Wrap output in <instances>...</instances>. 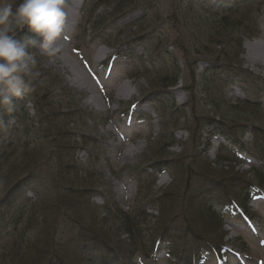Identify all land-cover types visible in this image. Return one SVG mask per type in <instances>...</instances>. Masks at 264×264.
<instances>
[{
    "label": "rangeland",
    "instance_id": "obj_1",
    "mask_svg": "<svg viewBox=\"0 0 264 264\" xmlns=\"http://www.w3.org/2000/svg\"><path fill=\"white\" fill-rule=\"evenodd\" d=\"M70 1L0 0V138L3 137L0 152L5 143L14 142L0 157V201L3 194L6 196L18 182H26L33 172L38 171L36 176L44 183L43 189L38 190V206L33 209L28 225L16 229L21 233L20 240L7 256L0 257V264L37 261L42 249L48 243L52 245L51 237L59 228V235L64 238L76 233L71 221L88 224L93 218L107 222L104 225L112 232L113 243L115 235L121 232L120 226L111 216L103 218L100 197L86 200L87 184L104 187V191L114 194L118 210L123 214H139L137 225L141 238L146 241L147 249L142 253L148 254L147 259L154 239L150 233L155 237L167 228L173 236L172 228L177 232L184 228L214 245L220 243V237L219 245L235 253L223 264H264L262 200L248 206L258 213L255 231L231 212L220 222L222 225H216L221 230L210 237L201 228L208 224L202 221L206 210L201 197H193L190 205L183 204L187 199L184 188L190 187L191 181L192 186L196 184L200 177L228 187L239 204L245 198L243 189L257 191L258 186L264 192V183L259 184L249 174L260 167L252 156L242 155L245 161L241 162L223 152L219 155L224 158L222 167L217 168L222 171H216L213 162L217 157L212 149L222 139L213 137L207 151L203 146L207 123L219 121L233 134L247 131L234 140L251 148L253 138L248 131L257 125V119L264 128V60L259 58L263 57V51L254 49L259 46L264 49V0H223V6L233 3L239 6L230 18L229 29L217 27L219 19L205 13L199 5L202 0H83L73 12V20L66 22L64 12L71 8ZM217 4L213 1L210 5L215 8ZM43 34L58 39L59 46L45 43L40 39ZM100 34L107 36L104 40L109 43L96 40ZM209 41L217 45L210 46ZM102 50L104 57L100 54ZM160 58L164 59L159 61ZM226 59L232 63L224 62ZM63 61L79 72L84 80L83 88L70 83V68L65 69ZM206 61L221 65L214 72H221L224 77L233 74L238 79L229 88H220L219 83L212 87L207 75L203 78ZM175 62L180 70L179 82L168 94L156 85L159 78L170 72L163 73L161 67L171 70ZM204 80L220 98L219 109L210 106L201 94L202 84L208 87ZM23 87L32 90L33 98L40 105L39 111L29 107L32 115L29 114L30 121L25 123L24 137L9 123L3 125L12 107V96L16 95L10 91ZM91 99L97 104L88 106ZM244 99L248 103H243ZM170 129L173 130L172 147L162 151L164 146L159 142ZM160 150L161 159L155 158L156 151ZM90 154L94 156L91 159ZM256 155L264 162V155ZM203 160L213 168L209 176L201 175L200 169L192 166ZM157 161H168L172 170L158 177L152 186L136 183L140 174L137 170ZM59 168L69 174L63 185L68 193L71 191L63 203L54 188ZM82 171L93 180L83 181L79 176ZM75 188L84 190L80 202L74 197L79 196ZM210 190L207 186L204 193ZM28 192V197L36 195V190ZM165 195L172 201L168 209L160 199L164 200ZM151 201L153 206L148 204ZM155 201L160 202L159 206ZM192 213L200 218L193 217ZM1 225L7 227L5 223ZM11 237L15 241V232L0 236L2 254L12 246ZM162 258L163 254L159 253L158 262L134 259L131 264H172ZM65 259L69 264V257ZM70 264L76 262L73 260Z\"/></svg>",
    "mask_w": 264,
    "mask_h": 264
},
{
    "label": "trees",
    "instance_id": "obj_2",
    "mask_svg": "<svg viewBox=\"0 0 264 264\" xmlns=\"http://www.w3.org/2000/svg\"><path fill=\"white\" fill-rule=\"evenodd\" d=\"M206 3V0H204ZM202 9H204L206 7L205 4H203ZM238 4H235L234 6H228V8H226V11H224L223 9L219 8V9H214L213 11L211 10H205V13L207 14H212V16L216 17L219 19V27L220 29L225 28L226 29L232 25H229L228 23H231L232 21H230V18L233 17V15L238 11ZM208 7H206L207 9ZM201 9V10H202ZM235 22V21H234ZM240 23V22H239ZM238 22L236 24H239ZM235 24V23H233ZM244 25V24H243ZM242 25V26H243ZM236 26V25H235ZM234 26V27H235ZM241 26V27H242ZM240 28V26H237ZM245 30H247L246 28H244ZM224 30V29H223ZM247 33L249 34V31H247ZM209 39V37H208ZM210 40V39H209ZM210 46L215 47L217 44L216 43H212L211 41H209ZM219 45V44H218ZM24 52L27 53V50H24ZM224 62H227L228 64L232 61L231 60H223ZM177 62L174 63V67L171 70L165 69L164 72L170 71L168 73V75H163L161 78L158 79L157 81V85L159 88L161 89H169L172 87H175V85L178 83L179 77H180V70L178 68V65L176 64ZM207 73V72H206ZM208 74V73H207ZM205 76V75H204ZM203 76V78H205ZM220 77L219 74H214V76L212 77H208L206 78L209 83L211 84L212 87L213 86V80L212 79H218ZM237 77L233 74H230L227 76V80L233 81L235 80ZM207 80H204V84L207 85L208 87L203 86L202 84V88H201V94L204 96L206 102L215 109H219V104H220V98L217 97V94L213 93V89L210 88V84L207 82ZM32 91V90H31ZM33 102L35 104V110L39 111L40 110V105L39 102L33 98ZM218 103V104H217ZM171 111H175V108H170ZM177 111V110H176ZM22 114L19 115L18 112H14L12 109H9V113H12L13 116H15L14 118H16V121L14 124V126L12 127V129L15 130L16 133H20L22 134V137H24V133H25V128H26V124L28 121H30V119H28V115L27 113H24L25 111H22ZM175 112H173L172 115H174ZM170 115V116H172ZM225 114H222L223 118H224ZM46 118V117H45ZM223 120V119H222ZM171 123H177L178 120L172 121L170 120ZM230 120H228V122H230ZM257 121V125L254 126V128H252V138H253V143L252 144V149H254L255 154H260V155H264V133H263V125L260 122ZM261 123V124H260ZM6 122H4V126ZM259 125V126H258ZM32 126L29 125V129ZM262 126V127H261ZM205 127V126H204ZM32 129V128H31ZM176 129V128H175ZM220 134L226 138L229 139L230 138V134L229 132H227V130H219ZM170 133L166 136V132L165 134L161 137V142H159V145H163L164 147H162V151H165L167 148L172 147V142L173 140V135L171 132H173V130L170 129L169 131ZM243 133L242 131H240L239 134ZM201 137V136H199ZM165 140H168V144H165ZM84 143V141H82ZM75 144V142H74ZM85 144V143H84ZM207 142L205 141L206 145ZM203 145V146H204ZM165 148V150L163 149ZM90 152V151H89ZM160 151H156L155 153V158H160L161 159V155H160ZM91 153V152H90ZM90 159L93 156V154H90ZM160 161V160H159ZM222 159L216 158V160L213 162L214 163V169L211 166V164H208L207 162H205V160L198 161L195 162L194 165H192L193 167L196 166V168L201 171V175L207 174L208 176L210 175V170H219L222 171L221 169H217L218 167H222ZM227 164V162L225 163ZM47 166V165H46ZM49 167V166H47ZM53 170H57L54 169ZM209 171V172H207ZM34 173V172H33ZM80 173V177L83 181L88 180H93V177L90 176L89 174L82 172ZM78 173V174H79ZM192 173V172H191ZM204 173V174H203ZM214 173H216L214 171ZM64 174V175H63ZM249 174H251L255 180L259 183L262 184L263 183V178L261 175H258L259 173L256 171H250ZM56 178H55V185L54 188L57 190L58 195H60V201L63 203L64 200L66 199V197H69L68 195L71 194V191H69V193L67 192V189L65 188V185H63L64 183L66 184L65 176H67L69 178V174H65L64 172H62V169L59 168L58 172L56 171ZM77 175V174H76ZM194 175V173L192 174ZM188 178V183L191 179ZM216 175V174H215ZM213 176V175H211ZM66 177V178H67ZM67 181H69L67 179ZM87 183V182H86ZM54 184V183H53ZM88 188H86L87 190V194H86V200H90L91 198L95 195L98 194L99 196L101 195L102 197H106L107 203H105L102 207V214H103V218L105 217H109L111 216L113 218V220L115 221V223L119 224L118 226H120L119 228L121 229L119 234H114L115 235V241L112 243V239L113 236L110 235V233H112L111 231H107L106 230V225L107 222H101V221H95L93 218H90L89 223L87 224V222H72L71 223L75 226V230L76 233L74 232L73 235L64 238L62 237V235H59V230H57V233L55 236L52 235V239L50 240V243L52 242V245H49L48 243V247L43 248L42 251L39 253V256L36 258L37 261L32 262L31 264H39V262H41V260H45V264H67L66 259L69 257V264L70 261L72 263V261L74 260V263L76 262V264H98V263H102L104 260H108V259H115L118 262H123L125 259H127V255H131V254H135V252L139 249V247H141L143 244L141 243H145L143 241V239L141 238V230L138 227V217L139 214H130V215H126L123 214L122 212H120L118 210L117 205L114 203V200L109 196V193H107L106 191L103 190L102 187L99 186H90L89 184H87ZM189 185V184H188ZM189 186H187L188 188ZM186 187L184 188V193H187V199L183 202V204H188L190 205L193 202V197H199L198 191L196 189H194L193 186H191L189 189H187ZM74 189V188H73ZM73 189H71L73 191ZM94 190V191H93ZM96 190V191H95ZM74 191H77V193L79 194V196H77L75 194V198L77 199V201H81L82 197L84 195L83 192L84 190H80V189H76ZM73 191V192H74ZM93 192V193H92ZM246 198L248 197L245 196ZM184 198V197H183ZM197 198V199H198ZM37 200H39V196H37L36 198ZM158 199V198H157ZM161 201L163 202V206L167 209L170 207V205L172 204V201L168 199V195L164 196V200L163 197L160 198ZM34 202H30V201H25V202H21V204L14 209L13 211L10 212V214L7 216L8 220H5V223L7 224V226L9 225L10 228H6L4 231L0 232V236H2L4 233H11V235H15L18 237H16L15 241H12L13 244L12 246H10V248L8 250H6L3 254L0 255V257H4L7 256V254H9L12 249L17 245V241L18 239L20 240V235L21 233H19V230L17 232L16 229H18V227L22 226V225H28V221H29V217L32 214L33 209L38 206L36 201ZM73 199H71L72 201ZM192 202H191V201ZM153 201V200H152ZM149 202L148 204H153V202ZM159 201V200H158ZM199 201V199H198ZM160 202L155 201L156 206H159ZM73 204V202H72ZM91 204V203H90ZM154 205V204H153ZM152 205V206H153ZM162 206V207H163ZM196 206L195 204L193 205V207ZM67 207V206H66ZM65 207V208H66ZM162 207L160 208V211L162 209ZM64 208V210H65ZM187 208V207H186ZM112 210V211H111ZM205 222L204 220H202L204 223H208L207 226L201 227L202 231L205 232L206 236H213L214 234L217 233V230H221L220 227H218L216 229V225L218 226V224H221L220 219H218L217 217H215L211 212H209L206 207L205 209ZM143 211H144V207H143ZM144 214V213H142ZM140 214V215H142ZM193 217L198 218L199 215H195L194 213ZM62 217V216H60ZM143 217V216H142ZM141 218V217H140ZM200 218V217H199ZM202 219V217H201ZM200 219V220H201ZM210 221V222H208ZM221 226V225H220ZM216 229V230H215ZM171 230V229H170ZM170 230L166 229H162L161 231L156 233V237H158L160 240L159 241H168V240H172L173 243L171 241L173 246H170L169 248V252L168 254L172 257H174L177 261L179 260V257L182 255V259H184V255L186 252H181L180 249L186 247L185 245H188L189 242H191L193 245L190 247V249H188L186 255H187V259H192V257L195 254V251L198 249V246H195L190 238H192L191 234H181L179 235V232H177L178 230L175 228H172V232H174L175 234L172 236V233L170 232ZM72 231H74L72 229ZM187 232V231H186ZM126 236L125 238L123 237ZM152 239L154 238V235L152 233H150ZM123 237V240H120V238ZM194 237V236H193ZM59 238V239H58ZM196 238V237H195ZM202 239V240H200ZM219 242L221 243L222 241L220 240L219 237ZM189 241V242H188ZM209 241V240H208ZM206 239L203 240V237H198L197 242L201 244H204L205 246L208 245L210 247H212V250H216L217 248H219V244L217 242V245L212 244L211 242H208ZM56 246V247H55ZM194 246V247H193ZM2 252L4 250H1ZM14 251V250H13ZM71 259V260H70ZM181 259V260H182ZM48 260V261H47Z\"/></svg>",
    "mask_w": 264,
    "mask_h": 264
},
{
    "label": "bare ground",
    "instance_id": "obj_3",
    "mask_svg": "<svg viewBox=\"0 0 264 264\" xmlns=\"http://www.w3.org/2000/svg\"><path fill=\"white\" fill-rule=\"evenodd\" d=\"M81 2H82V0H80V1H78V0H72V1H70V7L71 8L67 9L64 12V15H65L64 16L65 17L64 20L66 22H68L70 20H73V15H74L73 12L77 10V8L80 6ZM40 39H43V41L45 43H47L49 41V42H52V44H54L56 46H59V40L56 39V38H50L48 34L41 35V38ZM254 49H256V51L257 52H260V53H262L261 50L263 51V53H262V56L263 57L259 56L258 54L257 55L259 56V58H261V59L263 58V60H264V55H263L264 54V49H262V47H260V46L254 48ZM253 53H256V52L253 51ZM100 54L103 57L105 56V52L103 53V50L101 51ZM71 66L69 65V63L67 61H63V67L65 69H67L68 67L70 68V72H71V80H70V83L72 85H75L77 88L81 89V88L84 87V80L80 76L79 72L76 69H74V67L72 68ZM87 104H88V106H91L92 104H97V103L94 100L91 99V100H89V103H87Z\"/></svg>",
    "mask_w": 264,
    "mask_h": 264
}]
</instances>
